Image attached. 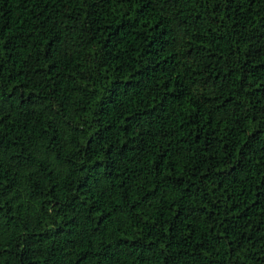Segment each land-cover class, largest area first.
Instances as JSON below:
<instances>
[{"label":"trees","instance_id":"1","mask_svg":"<svg viewBox=\"0 0 264 264\" xmlns=\"http://www.w3.org/2000/svg\"><path fill=\"white\" fill-rule=\"evenodd\" d=\"M0 264H264V0H0Z\"/></svg>","mask_w":264,"mask_h":264}]
</instances>
